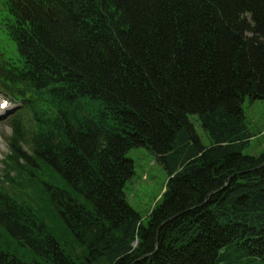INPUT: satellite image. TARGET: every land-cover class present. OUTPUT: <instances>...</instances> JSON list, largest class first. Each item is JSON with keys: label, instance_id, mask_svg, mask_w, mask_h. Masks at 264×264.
<instances>
[{"label": "trees", "instance_id": "obj_1", "mask_svg": "<svg viewBox=\"0 0 264 264\" xmlns=\"http://www.w3.org/2000/svg\"><path fill=\"white\" fill-rule=\"evenodd\" d=\"M0 89L20 105L0 232L31 256L6 247L0 264H264V152L243 154L264 0H0ZM134 148L169 173L147 226L124 193ZM36 185L65 240L11 193Z\"/></svg>", "mask_w": 264, "mask_h": 264}, {"label": "rangeland", "instance_id": "obj_2", "mask_svg": "<svg viewBox=\"0 0 264 264\" xmlns=\"http://www.w3.org/2000/svg\"><path fill=\"white\" fill-rule=\"evenodd\" d=\"M17 105L9 104L8 115L0 119V178L4 175V159L8 154V140L11 137L12 129L9 126V119ZM248 130L252 134L249 145L244 149V155H258L264 152V101L246 98L243 103ZM190 122L194 125L197 135L204 146L208 147L210 141L204 132L197 116L190 115ZM9 121V122H8ZM28 153L30 151L25 146ZM127 157L134 162V176L129 179L124 188V193L129 204L139 213L145 226L148 225L149 215L161 202L163 194L169 181V173L165 166L158 160L157 156L146 148H134L127 153ZM38 170L39 178L46 183L57 186L64 190H72L66 180L51 166L41 165ZM11 193L17 197L18 201L26 205L36 216L43 218L46 224L54 231L55 235L62 241L66 239L61 218L55 214L52 207L43 203L44 198L38 185L31 191H25L24 195L17 188H13ZM53 212V215H52ZM54 216V217H53ZM59 220V221H58ZM8 247L20 258L29 260V252L24 247L18 245L7 232H0V250Z\"/></svg>", "mask_w": 264, "mask_h": 264}, {"label": "snow or ice", "instance_id": "obj_3", "mask_svg": "<svg viewBox=\"0 0 264 264\" xmlns=\"http://www.w3.org/2000/svg\"><path fill=\"white\" fill-rule=\"evenodd\" d=\"M7 107V102L0 103V108H6Z\"/></svg>", "mask_w": 264, "mask_h": 264}, {"label": "bare ground", "instance_id": "obj_4", "mask_svg": "<svg viewBox=\"0 0 264 264\" xmlns=\"http://www.w3.org/2000/svg\"><path fill=\"white\" fill-rule=\"evenodd\" d=\"M0 113H1V111H0Z\"/></svg>", "mask_w": 264, "mask_h": 264}]
</instances>
